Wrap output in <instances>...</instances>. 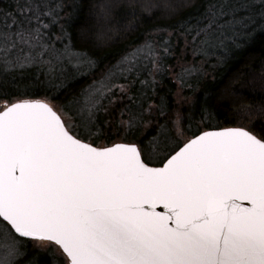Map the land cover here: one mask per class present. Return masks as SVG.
Here are the masks:
<instances>
[{
  "label": "snow or ice",
  "instance_id": "snow-or-ice-1",
  "mask_svg": "<svg viewBox=\"0 0 264 264\" xmlns=\"http://www.w3.org/2000/svg\"><path fill=\"white\" fill-rule=\"evenodd\" d=\"M65 7L87 9L80 47L60 24ZM156 20L155 35L73 88L114 35ZM258 32L264 0L0 8V264H264V104L241 103L264 95V70L204 102L193 84ZM167 71L193 93L175 110L150 102ZM29 73L21 90L17 76ZM225 98L235 126H214L212 101Z\"/></svg>",
  "mask_w": 264,
  "mask_h": 264
},
{
  "label": "trees",
  "instance_id": "trees-1",
  "mask_svg": "<svg viewBox=\"0 0 264 264\" xmlns=\"http://www.w3.org/2000/svg\"><path fill=\"white\" fill-rule=\"evenodd\" d=\"M58 0H52L53 6ZM73 0H65V4L72 3ZM79 3L80 0H75ZM96 0H89V3H95ZM13 6V0H0V8H10ZM190 11V10H189ZM187 12L182 13L186 15ZM87 9H84L83 14H80L72 8L65 7L60 24L63 25L65 30L73 37L71 43H75L77 47L81 45L76 40V34L80 31H87V28L81 26L88 23L86 20ZM165 21L156 20L151 23H141L139 28L135 31L129 30L127 32L117 33L109 41L110 47L103 49L104 59L94 72L89 71L88 75L81 74V77L73 82V88L79 90L80 88L86 87L93 79L100 78L104 72L112 67L121 56L127 54L129 51L135 49L139 44H142L144 40L150 35H155L153 29L157 24H163ZM60 24H53L50 27V32L56 36L60 35ZM117 36L119 38H117ZM191 63V59L187 61ZM182 63L178 59H169L166 61L168 65H176ZM264 70V33H257L256 36L248 43L240 52L236 54L234 58L229 60L223 66L217 67L214 70L212 68L206 69L208 76L201 81L193 82L194 86L198 88L197 96L201 102L209 99L210 96L213 98L220 95L226 85L232 84L239 88L241 85H246L251 80L253 74H259ZM32 72H35L33 69ZM143 78V77H142ZM34 79L30 73L24 76H17V81L20 84L21 90L23 86L29 83L30 80ZM158 85L153 95V100L150 102H159L160 98H164L165 104L175 110V102L180 99L181 96L193 98L192 91L184 89L183 91L179 88L176 80L175 73L167 71L163 75H157ZM117 83H123L122 80H117ZM140 84L135 85V90L140 89ZM151 94V93H150ZM59 103V101H57ZM241 103L243 105H252L253 109L256 106L264 104V95L259 93L252 94L246 92L242 98ZM212 107L215 109L217 120L214 121V126L232 127L235 126V122L231 119L227 98L224 102L217 103L213 99ZM236 108L237 105H232ZM100 119H104V113H101ZM264 128V117H257L255 124V131L257 133ZM100 145L108 143V141L101 140L98 142ZM23 262V261H22ZM26 262V261H25Z\"/></svg>",
  "mask_w": 264,
  "mask_h": 264
},
{
  "label": "rangeland",
  "instance_id": "rangeland-1",
  "mask_svg": "<svg viewBox=\"0 0 264 264\" xmlns=\"http://www.w3.org/2000/svg\"><path fill=\"white\" fill-rule=\"evenodd\" d=\"M22 264H26V262H25V261H23V262H22Z\"/></svg>",
  "mask_w": 264,
  "mask_h": 264
}]
</instances>
